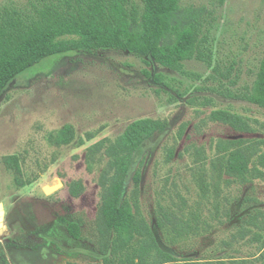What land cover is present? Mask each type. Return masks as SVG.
<instances>
[{
  "label": "rangeland",
  "instance_id": "obj_1",
  "mask_svg": "<svg viewBox=\"0 0 264 264\" xmlns=\"http://www.w3.org/2000/svg\"><path fill=\"white\" fill-rule=\"evenodd\" d=\"M28 1L36 0L0 4L23 6ZM180 4L201 11L213 43L211 67L192 60L178 73L119 51L71 52L20 75L0 96V203L5 225L0 257L11 260L9 252L23 248L40 252L32 264H102L94 260L103 242L97 230L100 176L109 159L101 153L87 157V149L102 140L113 141L135 120L151 119L166 124V129L143 150L144 165L140 158L132 169L140 170V183L136 187L130 173L123 196L136 219L151 227L160 208L181 220L191 219L190 211L198 215L191 223L198 228L179 235L175 244L169 243L168 225L158 232L162 245L179 257L156 264H262L264 175L246 183L226 175L216 145L220 140H260L264 150V109L244 100L264 55V0ZM144 71L161 75L163 83L154 84ZM174 89L183 95L177 96ZM219 109L240 115L251 131L238 132L212 120L211 112ZM65 125L72 128V140L57 144L56 133ZM8 155L20 157L21 178L30 184L16 185L12 170L3 163ZM74 183L82 187L78 197L70 194ZM202 183H208L203 193ZM48 186L58 187L45 193ZM68 221L81 227L80 240L67 233ZM54 243L78 257H67ZM9 246L15 248L8 252Z\"/></svg>",
  "mask_w": 264,
  "mask_h": 264
},
{
  "label": "trees",
  "instance_id": "obj_2",
  "mask_svg": "<svg viewBox=\"0 0 264 264\" xmlns=\"http://www.w3.org/2000/svg\"><path fill=\"white\" fill-rule=\"evenodd\" d=\"M96 51L128 53L145 59L146 64H156L178 73H184L185 62L194 60L211 67L213 61V43L205 21L201 19V11L181 5L180 0H36L23 6L14 2L0 4V96L17 77L45 60L71 52L91 54ZM144 73L154 84L163 83L161 75ZM174 92L179 97L183 95L178 90L174 89ZM244 100L264 109V55ZM210 118L238 132L251 131L245 119L228 110H213ZM165 129L166 124L159 120H135L113 141L102 140L87 149V157L101 153L109 159L100 176L103 192L97 230L103 242L94 261L101 260L102 264L172 261L179 256L162 245L158 232L162 233L168 225L172 237L169 243L175 244L179 235L198 228V224H191L198 219L196 213L190 211L192 218L182 216L181 220L174 212L166 214L162 208L157 212L156 224L151 227L136 219L128 198L123 196L130 173L134 185H139L141 172L132 170L133 166L148 144L155 137L163 136ZM72 137V128L65 125L56 133L55 139L57 144H68ZM262 144L260 140L217 142V157L224 173L242 183L263 176L264 150L259 148ZM172 156L170 150L168 157ZM139 162L140 166L144 165L143 159ZM3 163L12 170L16 185L25 187L31 183L21 178L19 156H5ZM207 186L208 183L201 184L202 193L206 192ZM81 191L79 183L70 186L73 197H78ZM65 229L72 239H81L79 224L68 221ZM54 245L67 257L79 255ZM16 251L10 254L12 263L3 255L0 264H32L34 258L41 256L34 250ZM203 264L250 262L206 261Z\"/></svg>",
  "mask_w": 264,
  "mask_h": 264
},
{
  "label": "water",
  "instance_id": "obj_3",
  "mask_svg": "<svg viewBox=\"0 0 264 264\" xmlns=\"http://www.w3.org/2000/svg\"><path fill=\"white\" fill-rule=\"evenodd\" d=\"M57 187L58 186L45 187L44 192L45 193L50 192L52 190L57 189ZM3 226H4V207H3V204L0 203V236L2 235V232H3Z\"/></svg>",
  "mask_w": 264,
  "mask_h": 264
},
{
  "label": "crops",
  "instance_id": "obj_4",
  "mask_svg": "<svg viewBox=\"0 0 264 264\" xmlns=\"http://www.w3.org/2000/svg\"><path fill=\"white\" fill-rule=\"evenodd\" d=\"M4 228H5V225L3 226V232H2V235H1L2 237H3L4 233H5ZM0 247H1V246H0ZM12 248H15V247H14V246H9L8 249H7L8 252H9ZM18 249H19L21 252L27 250V249H23V248H18ZM0 250H2L3 252L5 251V250H4V247H1ZM14 250H15V249L11 250V251L9 252V254H11V252H13ZM1 256H2V255H1ZM8 256H9V255H8ZM6 258H7V260L9 261V263H12L11 260H10L7 256H6ZM218 261H220V260H218ZM212 262H216V261H212Z\"/></svg>",
  "mask_w": 264,
  "mask_h": 264
}]
</instances>
